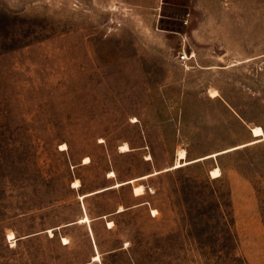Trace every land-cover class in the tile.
Segmentation results:
<instances>
[{
  "label": "rangeland",
  "instance_id": "374dc122",
  "mask_svg": "<svg viewBox=\"0 0 264 264\" xmlns=\"http://www.w3.org/2000/svg\"><path fill=\"white\" fill-rule=\"evenodd\" d=\"M255 125L264 0H0V264H264Z\"/></svg>",
  "mask_w": 264,
  "mask_h": 264
},
{
  "label": "bare ground",
  "instance_id": "6f19581e",
  "mask_svg": "<svg viewBox=\"0 0 264 264\" xmlns=\"http://www.w3.org/2000/svg\"><path fill=\"white\" fill-rule=\"evenodd\" d=\"M252 135H253V139L252 140H250L248 142H245V143H242V144H239V145H236L234 147L236 148V147H241V146H245V145H248V144L256 143V142H259V141H264V128L261 125L253 126L252 127ZM63 145L64 146H62V148L65 149L67 147V145L65 143ZM119 148H120V151L130 150V146L126 142L121 144ZM147 158L149 159V156ZM196 160H198V158L188 159L187 158V151L185 149H179L178 152H177L175 163L170 168H177V167L183 166L185 164L194 162ZM90 161H91V159L89 157H86L84 159L83 163L86 164V163H89ZM154 173H157V171H155ZM210 174H211L212 177H218V176L221 175V170H220L219 167H214L213 169H211ZM109 176L110 177L111 176H116L115 171H111L109 173ZM146 176H148V175L141 176L139 178L146 177ZM139 178H130V179L126 180V181H123V180L122 181H118L117 180V181H115L112 184L111 187L120 186V185L125 184V183H133V191H134V193L135 194H144V192H145L144 191L145 190L144 185L140 184V183L139 184L135 183ZM81 185L82 184H81L79 179H76L75 181L72 182V187L73 188H77L78 189V188L81 187ZM97 191H99V190H97ZM94 192H96V191H94ZM90 193H93V192H90ZM90 193H87V195L90 194ZM85 195L86 194H80L79 195V199L84 198ZM118 208H119L118 211H122V210L125 209V207H123L122 205H120ZM156 211L157 210L154 209L153 212L156 213ZM77 222H79V223H89L90 224L91 223V218L89 217L88 214H84L83 216L79 217V219H77ZM112 222L113 221H111V222L109 221V223H108L109 227H112V225H110V224H112ZM60 227L61 226H58V227H55V228H60ZM55 228H51V229L48 230L51 235L53 234V230ZM8 234H9L10 238L16 237L13 232H9ZM63 240H64L63 241L64 244H67V243L70 242L68 237H63ZM101 260H102V258H101L100 252H97V253H95L93 255V261L100 262Z\"/></svg>",
  "mask_w": 264,
  "mask_h": 264
},
{
  "label": "crops",
  "instance_id": "0c3cea01",
  "mask_svg": "<svg viewBox=\"0 0 264 264\" xmlns=\"http://www.w3.org/2000/svg\"><path fill=\"white\" fill-rule=\"evenodd\" d=\"M194 52V51H193ZM196 59V58H195ZM190 67H192V68H194L195 66L194 65H191ZM250 129H251V127H250ZM109 176V174L107 175V177ZM142 176H145V175H142ZM110 177V176H109ZM111 177H115V176H111ZM139 177H141V176H138V177H133V178H139ZM147 177V176H146ZM146 177H142V178H146ZM142 178H139V179H142ZM130 179V178H129ZM138 179V180H139ZM128 180V179H127ZM122 181V180H121ZM123 181H126V180H123ZM113 184V183H112ZM112 184H110V185H108V186H105V187H101V188H99V189H96V190H94V191H96V192H94V191H88V192H85V193H80V194H86L85 196H84V198H81L80 200H82V208H83V211H84V213H83V215L84 214H87V212H86V206H85V202H84V199H85V197L86 196H89V195H92V194H94V193H97V192H101V191H104V190H107V189H109V188H114V187H111L112 186ZM125 184H127V183H125ZM125 184H122V185H120V186H123V185H125ZM116 187H119V186H116ZM133 188V187H132ZM77 189V188H76ZM79 189V188H78ZM97 190H99V191H97ZM90 192H93V193H90ZM134 192V191H133ZM87 193H90V194H88L87 195ZM79 194V195H80ZM134 195L135 196H139V195H142V194H135L134 193ZM79 197V196H78ZM120 206V205H119ZM119 209V208H118ZM118 209H117V211H118ZM82 215V216H83ZM79 219V218H78ZM91 220H92V218H91ZM76 222H77V220H76ZM111 222V221H110ZM77 223H79V222H77ZM87 225H88V227H89V229H90V233H91V235H92V229H91V227H90V224L89 223H86ZM111 225H113V222H112V224ZM93 241H95L94 239H93ZM94 245V247L96 248V251L94 252V254L95 253H97V252H100L99 250H98V247H97V244H96V242H95V244H93ZM93 254V255H94ZM101 254V253H100ZM93 255H92V261H93ZM100 264H102V260L99 262Z\"/></svg>",
  "mask_w": 264,
  "mask_h": 264
},
{
  "label": "built area",
  "instance_id": "2783aa9c",
  "mask_svg": "<svg viewBox=\"0 0 264 264\" xmlns=\"http://www.w3.org/2000/svg\"><path fill=\"white\" fill-rule=\"evenodd\" d=\"M194 57H195V53L193 51L188 52L185 49L182 50L181 53H180V55H179L180 60L182 62H184L185 66H188L187 65V60L192 59ZM153 211H154V209L153 208H150V212H151L152 215H156V213L158 212V211H156V213H154Z\"/></svg>",
  "mask_w": 264,
  "mask_h": 264
}]
</instances>
